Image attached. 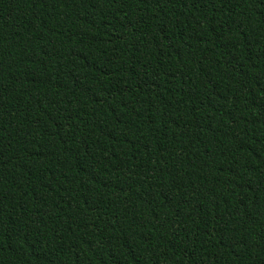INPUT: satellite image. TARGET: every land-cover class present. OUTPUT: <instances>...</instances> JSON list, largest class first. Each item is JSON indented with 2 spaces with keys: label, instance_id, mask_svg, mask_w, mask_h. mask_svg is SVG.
Masks as SVG:
<instances>
[{
  "label": "trees",
  "instance_id": "obj_1",
  "mask_svg": "<svg viewBox=\"0 0 264 264\" xmlns=\"http://www.w3.org/2000/svg\"><path fill=\"white\" fill-rule=\"evenodd\" d=\"M0 264H264V0H0Z\"/></svg>",
  "mask_w": 264,
  "mask_h": 264
}]
</instances>
